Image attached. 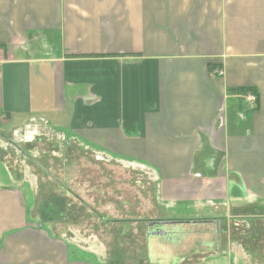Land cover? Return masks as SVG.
Instances as JSON below:
<instances>
[{
  "label": "crops",
  "instance_id": "1",
  "mask_svg": "<svg viewBox=\"0 0 264 264\" xmlns=\"http://www.w3.org/2000/svg\"><path fill=\"white\" fill-rule=\"evenodd\" d=\"M0 47V146L46 136L151 173L150 263L264 264V0H0ZM5 182L0 264H107Z\"/></svg>",
  "mask_w": 264,
  "mask_h": 264
},
{
  "label": "rangeland",
  "instance_id": "2",
  "mask_svg": "<svg viewBox=\"0 0 264 264\" xmlns=\"http://www.w3.org/2000/svg\"><path fill=\"white\" fill-rule=\"evenodd\" d=\"M40 142L31 150L0 146V184L26 183L27 222L76 244L87 259L85 252L96 249L107 264H166L148 258L149 226L168 223L155 211L151 173L73 141Z\"/></svg>",
  "mask_w": 264,
  "mask_h": 264
},
{
  "label": "built area",
  "instance_id": "3",
  "mask_svg": "<svg viewBox=\"0 0 264 264\" xmlns=\"http://www.w3.org/2000/svg\"><path fill=\"white\" fill-rule=\"evenodd\" d=\"M4 63V50L0 47V68ZM214 75L216 76H222L223 75V70H217L214 71ZM248 100L254 102L256 100L255 94L249 93L247 94Z\"/></svg>",
  "mask_w": 264,
  "mask_h": 264
},
{
  "label": "trees",
  "instance_id": "4",
  "mask_svg": "<svg viewBox=\"0 0 264 264\" xmlns=\"http://www.w3.org/2000/svg\"><path fill=\"white\" fill-rule=\"evenodd\" d=\"M232 92L237 93V94H255V90H253L252 88H235V89H231Z\"/></svg>",
  "mask_w": 264,
  "mask_h": 264
}]
</instances>
